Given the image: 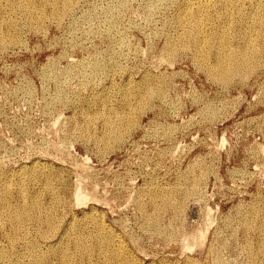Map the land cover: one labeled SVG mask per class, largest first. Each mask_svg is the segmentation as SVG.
<instances>
[{"label":"rangeland","instance_id":"1","mask_svg":"<svg viewBox=\"0 0 264 264\" xmlns=\"http://www.w3.org/2000/svg\"><path fill=\"white\" fill-rule=\"evenodd\" d=\"M7 1L0 0V256L7 258L0 264H264V0ZM76 184L95 200L76 205ZM197 232L206 233L204 244ZM110 233L122 242L121 258Z\"/></svg>","mask_w":264,"mask_h":264},{"label":"bare ground","instance_id":"2","mask_svg":"<svg viewBox=\"0 0 264 264\" xmlns=\"http://www.w3.org/2000/svg\"><path fill=\"white\" fill-rule=\"evenodd\" d=\"M5 1H7V0H5ZM16 1H17V0H16ZM24 1H25V0H24ZM29 1H30V0H29ZM43 1H44V0H43ZM53 1H54V0H53ZM55 1H56V0H55ZM70 1H71V0H70ZM181 1H182V0H181ZM199 1H201V0H199ZM252 1H254V0H252ZM257 1H258V0H257ZM7 2H8V1H7ZM63 2H64V1H62V3H63ZM65 2H67V1L65 0ZM65 2H64V4H65ZM68 2H69V1H68ZM73 2H74V1H73ZM78 2H79V1H78ZM187 2H188V1H187ZM190 2H191V1H190ZM190 2H189V3H190ZM226 2H227V1H226ZM260 2H262V1H260ZM260 2H259V3H260ZM11 3H13V1H12ZM27 3H28V2H27ZM40 3H41V2H40ZM45 3H47V2L45 1ZM189 3H188V4H189ZM192 3H193V2H192ZM207 3H208L207 0H203V1H202V5H201V7H202V6H205V7H206ZM218 3H219V2H218ZM224 3H225V2H224ZM231 3H232V2H231ZM1 4H2V3H1ZM8 4H10V3H8ZM14 4H15V3H14ZM18 4H19V3H18ZM25 4H26V3H25ZM28 4H29V3H28ZM28 4H27V5H28ZM49 4H50V3H49ZM53 4H54V3H53ZM67 4H68V3H67ZM71 4H72V3H71ZM77 4H78V3H77ZM178 4H180V3H178ZM182 4H183V3H182ZM198 4H199V3H198ZM211 4L213 5V3H211ZM249 4H250V2H249ZM254 4H255V3H254ZM263 4H264V3H263ZM3 5H4V4H3ZM19 5H21V4H19ZM69 5H70V2H69ZM199 5H200V4H199ZM212 5H211V6H212ZM225 5H226V4H225ZM243 5H244V3H243ZM251 5H252V4H251ZM256 5H257V4H256ZM4 6H5V5H4ZM23 6H24V5H23ZM67 6H68V5H67ZM67 6H66V4H65V8H66ZM213 6H214V5H213ZM213 6H212V7H213ZM221 6H222V5H221ZM252 6H253V5H252ZM10 7H11V5H10ZM15 7H16V6H15ZM31 7H33V6L31 5ZM34 7H35V6H34ZM43 7H44V4H43ZM51 7H52V6H51ZM54 7H55V6H54ZM54 7H53V8H54ZM123 7H124V6H123ZM192 7H193V6H192ZM196 7H197V6H196ZM199 7H200V6H199ZM205 7H204V8H205ZM216 7H217V6H216ZM219 7H220V6H219ZM257 7H259V6H257ZM3 8H4V7H3ZM7 8H8V7H7ZM24 8H25V7H24ZM65 8H64V9H65ZM180 8H181V7H180ZM214 8H215V7H214ZM214 8H213V9H214ZM243 8H244V6H243ZM254 8H255V7H254ZM11 9H12V8H11ZM11 9H10V10H11ZM35 9H36V8H35ZM35 9H34V10H35ZM44 9H45V8H44ZM49 9H50V8H49ZM51 9H52V8H51ZM55 9H57V8H55ZM55 9H54V10H55ZM61 9H62V8H61ZM67 9H69V7H68ZM70 9H71V8H70ZM232 9H234V8H232ZM255 9H256V8H255ZM4 10H5V9H4ZM4 10H3V11H4ZM8 10H9V9H8ZM12 10H14V9H12ZM12 10H11V11H12ZM25 10H26V9H25ZM36 10H37V9H36ZM36 10H35V11H36ZM190 10H191V9H190ZM195 10H196V8H195ZM195 10H194V11H195ZM198 10H200V9H198ZM219 10H220V9H219ZM219 10H217V11H219ZM225 10H226V9H225ZM229 10H230V9H229ZM240 10H242V9H240ZM256 10H257V9H256ZM3 11H2V12H3ZM5 11H6V10H5ZM5 11H4V13H5ZM11 11H10V12H11ZM35 11H34V13H35ZM40 11H41V10H40ZM45 11H46V10H45ZM59 11H60V10H59ZM59 11L57 10V12H59ZM64 11H65V10H64ZM67 11H69V10H67ZM181 11H183V9H182ZM181 11H180V12H181ZM194 11H193V12H194ZM207 11H208V10H207ZM236 11H237V10H236ZM258 11H259V9H258ZM10 12H9V13H10ZM13 12H14V11H13ZM18 12H19V11H18ZM22 12H23V11H22ZM22 12H21V13H22ZM30 12H31V11H30ZM50 12H51V11H50ZM60 12H61V11H60ZM188 12H189V10H188ZM188 12H187V13H188ZM191 12H192V11H191ZM197 12H198V11H197ZM228 12H230V11H228ZM4 13H2V14H4ZM21 13H19V14H21ZM24 13H25V12H24ZM32 13H33V12H32ZM36 13H37V12H36ZM41 13H42V12H41ZM43 13H44V11H43ZM199 13H200V12H199ZM199 13H198V14H199ZM205 13H206V12H205ZM212 13H213V11H212ZM215 13H218V12H215ZM243 13H244V12H243ZM263 13H264V12H263ZM263 13H262V14H263ZM27 14H28V12H27ZM39 14H40V13H39ZM56 14H59V13H56ZM56 14H54V15H56ZM183 14H184V13H183ZM191 14H192V13H191ZM191 14H189V15H191ZM208 14H209V12H208ZM208 14H207V15H208ZM218 14H220V12H219ZM218 14H217V15H218ZM236 14H237V13H236ZM240 14H241V13H240ZM245 14H247V13H245ZM4 15H5V14H4ZM4 15H3V16H4ZM9 15H10V14H9ZM9 15L7 14V16H9ZM31 15H33V14H31ZM41 15H42V14H41ZM43 15H44V14H43ZM54 15H53V17H55ZM61 15H62V13H61ZM65 15H66V14H65ZM186 15H187V14H186ZM199 15H200V14H199ZM207 15H206V16H207ZM217 15H215V19H216V16H217ZM221 15H222V13H221ZM241 15H242V14H241ZM260 15H261V14H260ZM7 16H6V17H7ZM34 16H35V15H34ZM34 16H33V17H34ZM51 16H52V15H51ZM51 16H50V17H51ZM195 16H196V15H195ZM197 16H198V15H197ZM206 16H205V17H206ZM224 16H225V14H224ZM231 16H232V15H231ZM237 16H238V14H237ZM247 16H248V14H247ZM252 16H253V15H252ZM18 17H19V16H18ZM33 17H31V18H33ZM37 17H38V16H37ZM48 17H49V16H48ZM63 17H65V16H63ZM178 17H179V16H178ZM178 17H177V18H178ZM183 17H184V16H183ZM208 17H210V16H208ZM222 17H223V16H222ZM244 17H245V15H244ZM262 17H263V16H262ZM262 17H261V18H262ZM29 18H30V17H29ZM38 18H39V17H38ZM46 18H47V16H46ZM61 18H62V17H61ZM180 18H181V17H180ZM185 18H186V16H185ZM189 18H190V17H189ZM189 18H188V19H189ZM201 18H202V17H201ZM211 18H212V17H211ZM239 18H240V17H239ZM245 18H246V17H245ZM1 19H2V17H1ZM8 19H10V18H8ZM17 19H18V18H17ZM39 19H41V18H39ZM44 19H45V18H44ZM59 19H60V18H59ZM183 19H184V18H183ZM183 19H182V20H183ZM186 19H187V18H186ZM203 19H204V18H203ZM237 19H238V18H237ZM252 19H253V18H252ZM25 20H26V19H25ZM33 20H34V18H33ZM41 20H42V19H41ZM41 20H40V21H41ZM45 20H46V19H45ZM54 20H55V19H54ZM60 20H61V19H60ZM180 20H181V19H180ZM182 20H181V21H182ZM199 20H200V21H199ZM199 20H198V21L201 23V19H199ZM210 20H211V19H210ZM213 20H214V18H213ZM218 20H219V19H218ZM218 20H217V21H218ZM227 20L229 21V19H227ZM256 20H258V19H256ZM259 20H260V19H259ZM3 21H5V20H3ZM6 21H7V20H6ZM9 21H10V20H9ZM37 21H38V20H37ZM52 21H53V20H52ZM57 21H58V20H57ZM62 21H63V20H62ZM175 21H176V20H175ZM177 21H178V20H177ZM181 21H180V22H181ZM184 21H185V20H184ZM184 21H183V22H184ZM195 21H196V20H195ZM205 21H206V20H205ZM240 21H241V20H240ZM247 21H248V20H247ZM247 21H246V22H247ZM11 22H12V21H11ZM42 22H43V21H42ZM58 22H59V21H58ZM180 22H179V24H180ZM187 22H188V20H187ZM189 22H190V21H189ZM193 22H194V21H193ZM209 22H210V21H209ZM209 22H208V23H209ZM258 22H259V21H258ZM261 22H262V20H261ZM5 23H6V22H5ZM7 23H8V22H7ZM12 23H13V22H12ZM44 23H45V22H44ZM112 23H113V22H112ZM190 23H191V22H190ZM194 23H195V22H194ZM196 23H197V21H196ZM196 23H195V24H196ZM221 23H222V22H221ZM224 23H225V22H224ZM231 23H233V22H231ZM239 23H240V22H239ZM247 23H248V22H247ZM256 23H257V22H256ZM0 24H3V22L0 23ZM8 24H9V23H8ZM29 24H30V23H29ZM109 24H110V23H109ZM109 24H108V25H109ZM179 24H178V25H179ZM211 24H212V23H211ZM235 24H236V22H235ZM250 24H251V23H250ZM111 25H112V24H111ZM111 25H110V26H111ZM114 25H115V23H114ZM184 25H185V24H184ZM197 25H198V24H196V26H195L196 28L199 27V26H197ZM201 25H202V24H201ZM218 25H219V24H218ZM227 25H228V23H227ZM0 26H1V25H0ZM10 26H11V25H10ZM20 26H21V25H20ZM23 26H24V25H23ZM23 26H22V27H23ZM32 26H33V25H32ZM39 26H40V24H39ZM115 26H116V25H115ZM214 26H215V25H214ZM238 26H239V25H238ZM242 26H243V25H242ZM242 26H240V27H242ZM253 26H254V25H253ZM13 27H14V26H13ZM30 27H31V26H30ZM34 27H35V26H34ZM202 27H203V26H202ZM221 27H222V26H221ZM15 28H16V27H15ZM37 28H38V26H37ZM42 28H43V26H42ZM188 28H189V27H188ZM214 28H215V27H214ZM224 28H226V26H225ZM224 28H223V29H224ZM0 29H1V28H0ZM26 29H27V28H26ZM180 29L182 30V28H180ZM202 29H203V28H202ZM223 29H222V30H223ZM261 29H262V28H261ZM263 29H264V28H263ZM263 29H262V30H263ZM9 30H11V29H9ZM15 30H16V29H15ZM35 30H36V29H35ZM37 30H38V29H37ZM102 30H103V29H102ZM105 30H106V28H105ZM109 30L111 31V29H109ZM109 30H108V32H109ZM220 30H221V29H220ZM256 30H257V29H256ZM0 31H1V30H0ZM24 31H25V30H24ZM103 31H104V30H103ZM118 31H119V30H118ZM185 31H186V30H185ZM193 31H194V30H193ZM196 31H197V30H196ZM198 31H199V30H198ZM203 31H204V30H203ZM203 31H202V32H203ZM205 31H206V29H205ZM205 31H204V33H206ZM231 31H232V30H231ZM250 31H251V30H250ZM252 31H253V30H252ZM258 31H259V29H258ZM108 32H107V33H108ZM111 32H112V31H111ZM120 32H121V31H120ZM183 32H184V31H183ZM191 32H192V31H191ZM212 32H214V31L212 30ZM225 32H226V31H225ZM253 32H254V31H253ZM6 33H7V32H6ZM8 33H9V31H8ZM118 33H119V32H118ZM118 33H117V34H118ZM181 33H182V32H181ZM186 33L188 34L187 31H186ZM198 33H199V35H200V31H199ZM227 33H228V32H227ZM235 33H236V32H235ZM237 33H238V32H237ZM242 33H243V32H242ZM258 33H259V32H258ZM100 34H101V33H100ZM102 34H103V32H102ZM102 34H101V35H102ZM187 34H186V35H187ZM194 34H195V33H194ZM221 34H222V33H221ZM225 34H226V33H225ZM247 34H248V33H247ZM253 34H254V33H253ZM13 35H14V34H13ZM109 35H110V34H109ZM195 35H197V34H195ZM208 35H209V34H208ZM208 35H207V37L210 36V35H209V36H208ZM215 35H216V34H215ZM223 35H224V34H223ZM248 35H250V34H248ZM255 35H256V34H255ZM2 36H3V35H2ZM15 36H16V35H15ZM115 36H116V35H115ZM188 36H189V35H188ZM192 36H193V35H192ZM192 36H191V37H192ZM202 36H203V35H202ZM219 36H220V35H219ZM228 36H230V35H228ZM260 36H261V35H260ZM263 36H264V35H263ZM4 37H5V36H4ZM16 37H17V36H16ZM18 37H19V35H18ZM111 37H112V36H111ZM191 37H190V38H191ZM195 37H196V36H195ZM226 37H227V36H226ZM237 37H238V36H237ZM247 37H248V36H247ZM257 37H258V36H257ZM188 38H189V37H188ZM201 38H202V37H201ZM216 38H217V37H216ZM216 38H214V39H216ZM220 38H221V37H220ZM223 38H224V37H223ZM223 38H222V39H223ZM228 38H229V37H228ZM241 38H242V37H241ZM243 38H244V37H243ZM259 38H261V37H259ZM1 39H2V38H1ZM3 39H6V38H3ZM13 39H14V38H13ZM169 39H170V38H169ZM169 39H168V40H169ZM171 39H172V38H171ZM175 39H176V38H175ZM182 39H183V38H182ZM218 39H219V38H218ZM239 39H240V38H239ZM255 39H256V37L254 38V40H253V39H252V40L255 41ZM257 39H258V38H257ZM257 39H256V40H257ZM10 40H12V39L10 38ZM10 40H9V41H10ZM19 40H20V39H19ZM188 40H189V39H188ZM191 40H192V39H191ZM193 40H194V39H193ZM197 40H198V39H197ZM200 40H201V39H200ZM209 40H210V39H209ZM225 40H227V39H225ZM236 40H237V39H236ZM9 41H8V42H9ZM111 41H112V40H111ZM170 41H171V40H170ZM204 41L206 42L207 39H206V40L204 39ZM210 41H211V40H210ZM210 41H209V42H210ZM259 41H260V40H259ZM262 41H263V39H262ZM2 42L4 43V40H3ZM17 42H18V41H17ZM17 42H16V43H17ZM19 42H20V41H19ZM166 42H167V41H166ZM168 42H169V41H168ZM181 42H182V41H181ZM209 42H208V43H209ZM214 42H215V41H214ZM235 42H236V41H235ZM239 42H240V41H239ZM247 42H248V41H247ZM257 42H258V41H257ZM10 43H11V42H10ZM13 43H14V42H13ZM179 43H180V42H179ZM185 43H186V42H185ZM187 43H188V42H187ZM195 43H196V41H195ZM202 43H204V42L202 41ZM218 43H219V42H218ZM230 43H232V42H230ZM230 43H228V44H230ZM233 43H234V42H233ZM243 43H244V42H243ZM253 43H254V42H253ZM253 43H252V44H253ZM258 43H260V42H258ZM182 44H183V42H182ZM200 44H201V43H200ZM204 44H205V43H204ZM209 44H210V43H209ZM216 44H217V43H216ZM223 44H224V43H223ZM249 44H250V43H249ZM261 44H262V43H261ZM1 45H2V44H1ZM12 45H13V44H12ZM21 45H22V44H21ZM175 45H178V44H175ZM184 45H185V44H184ZM188 45H189V44H188ZM226 45H227V44H226ZM226 45H225V46H226ZM234 45H235V44H234ZM236 45H237V43H236ZM6 46H7V45H5L4 47H6ZM14 46H15V45H14ZM173 46H174V44H173ZM193 46H194V45H193ZM196 46H197V44H196L194 47H196ZM202 46H203V45H202ZM209 46H210V45H209ZM218 46H219V45H218ZM221 46H222V45H221ZM230 46H231V45H230ZM230 46H229V47H230ZM249 46H251V45H249ZM252 46H253V45H252ZM81 47H82V46H81ZM170 47H171V45H170ZM175 47H176V46H175ZM178 47H179V46H178ZM180 47H181V46H180ZM184 47H185V46H184ZM212 47H213V46H212ZM216 47H217V46H216ZM227 47H228V45H227ZM239 47H240V46H239ZM247 47H248V45H247ZM247 47H246V49H249V48H247ZM162 48H163V47H162ZM191 48H192V47H191ZM202 48H203V47H202ZM202 48L200 47V49H202ZM208 48H210V47H208ZM243 48H244V47H243ZM256 48H257V47H256ZM260 48H261V47H260ZM164 49H165V47H164ZM180 49H181V48H180ZM185 49H186V48H185ZM197 49H198V48H197ZM217 49H218V48H217ZM219 49H220V48H219ZM227 49H228V48H227ZM244 49H245V48H244ZM246 49H245V50H246ZM263 49H264V47H263ZM78 50H79V49H78ZM171 50H172V48H171ZM182 50H183V49H182ZM202 50H203V49H202ZM207 50H208V49H207ZM210 50H211V49H210ZM222 50H224V49H222ZM251 50H252V49H251ZM254 50H256V49H254ZM257 50H259V49H257ZM257 50H256V52H257ZM189 51H190V50H189ZM194 51H195V50H194ZM198 51H199V50H198ZM225 51H226V50H225ZM229 51H230V50H229ZM232 51H233V49H232ZM96 52H97V51H96ZM96 52H95V53H96ZM103 52H104V51H103ZM173 52H175L174 49H173ZM183 52H184V51H183ZM191 52H192V51H191ZM195 52H196V51H195ZM201 52H202V51H201ZM205 52H206V51H205ZM219 52H220V50H219ZM235 52H236V50H235ZM237 52H238V51H237ZM162 53H163V52H162ZM164 53H165V51H164ZM203 53H204V52H203ZM203 53H200V54H203ZM231 53H232V52H231ZM243 53H244V52H243ZM249 53H251V52H249ZM171 54H172V52H171ZM196 54H198V52H196ZM206 54H207V53H206ZM209 54H210V53H209ZM218 54H219V53H218ZM223 54H224V53H222V56H223ZM238 54H241V53H238ZM247 54H248V53H246V55H247ZM254 54H255V53H254ZM256 54H258V52H257ZM263 54H264V53H263ZM165 55H166V54H165ZM167 55H168V54H167ZM173 55H174V54H173ZM173 55H171V56H173ZM203 55H204V54H203ZM207 55H208V54H207ZM207 55H206V56H207ZM94 56H95V55H94ZM96 56H97V54H96ZM113 56H114V55H113ZM113 56H112V57H113ZM192 56H193V55H192ZM227 56H228V55H227ZM243 56H244V55H243ZM253 56H254V55H253ZM259 56H260V55H259ZM114 57H115V56H114ZM197 57H198V56H196V58H197ZM199 57H203V56L199 55ZM216 57H217V56H216ZM219 57H221V56H219ZM219 57H218V58H219ZM224 57H225V55H224ZM236 57H237V56H236ZM239 57H240V56H239ZM241 57H242V56H241ZM241 57H240V58H241ZM261 57H262V55H261ZM175 58H176V57H175ZM192 58H194V57H192ZM203 58H204V57H203ZM218 58H217V59H218ZM232 58H233V57H232ZM232 58H231V59H232ZM252 58H253V57H252ZM256 58H257V56H256ZM256 58H255V59H256ZM100 59H102V58H100ZM113 59H114V58H113ZM168 59H169V57H168ZM171 59H173V58H171ZM209 59H210V57H209ZM220 59H221V58H220ZM220 59H219V60H216V61L219 62ZM225 59H226V58H225ZM246 59H247V57H246ZM165 60H166V59H165ZM194 60L196 61V59H194ZM197 60H198V58H197ZM205 60H206V58H205ZM244 60H245V59H244ZM195 61H194V62H195ZM202 61H203V59H202ZM223 61H225V60L223 59L222 62H223ZM230 61H232V60H230ZM237 61H238V60H237ZM247 61H249V60H247ZM253 61H254V60H253ZM257 61H258V59H257ZM263 61H264V60H263ZM95 62H96V59H95ZM100 62H101V61H100ZM103 62H104V61H103ZM168 62H169V60H168ZM172 62H173V61H172ZM205 62H206V61H205ZM205 62H204V63H205ZM207 62H208V60H207ZM220 62H221V61H220ZM239 62H240V61H239ZM254 62H256V61H254ZM261 62H262V61H261ZM261 62H260V63H261ZM201 63L203 64V62H201ZM211 63H212V62H211ZM228 63H231V62H228ZM242 63H243V62H242ZM248 63H249V62H248ZM263 63H264V62H263ZM45 64H46V63H45ZM45 64H44V65H45ZM97 64H98V63H97ZM198 64H199V63H198ZM206 64H207V63H206ZM217 64H220V63H217ZM239 64H240V63H239ZM257 64H258V62L256 63V65H257ZM44 65H43V66H44ZM92 65H93V63H92ZM98 65H99V64H98ZM207 65H209V63H208ZM212 65L214 66V64H211V66H212ZM226 65H227V64H226ZM243 65H244V63H243ZM245 65H246V64H245ZM247 65H250V64H247ZM102 66H103V65H102ZM200 66H201V65H200ZM205 66H206V65H205ZM213 66H212V67H213ZM218 66H219V65H218ZM229 66H230V65H229ZM233 66H234V65H233ZM253 66H254V65H253ZM262 66H263V65H262ZM212 67H210V68H212ZM215 67H216V66H215ZM248 67H249V66H248ZM250 67H251V66H250ZM260 67H261V66H260ZM91 68H92V67H91ZM201 68H202V67H201ZM201 68H200V69H201ZM216 68H217V69H220V67H219V68L216 67ZM251 68H253V67H251ZM257 68H258V67H257ZM92 69H94V68H92ZM198 69H199V68H198ZM212 69H213V68H212ZM217 69H215V70H217ZM228 69H229V68H228ZM98 70H99V69H98ZM202 70H203V69H202ZM206 70H207V69H206ZM208 70H209V68H208ZM208 70H207V71H208ZM220 70H223V69H220ZM224 70H225V69H224ZM224 70H223V71H224ZM230 70H231V69H230ZM241 70H242V69H241ZM245 70H246V68L244 69V71H245ZM253 70H255V69H253ZM94 71H95V70H94ZM210 71H211V70H210ZM210 71H209V72H210ZM217 71H218V70H217ZM227 71H228V70H227ZM236 71H237V69H236ZM239 71H240V70H239ZM247 71H249V70H247ZM88 72H89V71H88ZM205 72H206V71H205ZM211 72H212V71H211ZM225 72H226V71H224L223 73H225ZM242 72H243V71H242ZM91 73H92V72H91ZM91 73H90V74H91ZM212 73H214V72H212ZM215 73L217 74L218 72L215 71ZM221 73H222V72H221ZM227 73H228V72H227ZM231 73H232V72H231ZM235 73H237V72H235ZM244 73L246 74V72H244ZM247 73H248V72H247ZM263 73H264V72H263ZM101 74H102V73H101ZM219 74H220V71H219ZM225 74H226V73H225ZM225 74H224V75H225ZM95 75H96V74H95ZM207 75H208V73H207ZM209 75H210V74H209ZM222 75H223V74H222ZM222 75H221V76H222ZM224 75H223V76H224ZM226 75L228 76V74H226ZM239 75H240V74H239ZM148 76H149V75H148ZM212 76H214V75H212ZM221 76H220V78H223V77H221ZM227 76H226V80H227ZM236 76H237V75H235V78H236ZM241 76H242V75H241ZM90 77H92V76H90ZM210 77H211V76H210ZM224 77H225V76H224ZM238 77H239V76H238ZM242 77H243V76H242ZM48 78H49V77H48ZM142 78H143V77H142ZM211 78H213V77H211ZM216 78H218V76H217ZM231 78H232V76L230 77V80H229V81H231ZM233 78H234V77H233ZM242 79H243V78H241V80H242ZM212 80H214V79H212ZM226 80H225V81H226ZM229 81L227 80V83H228ZM128 82H129V81H128ZM163 82H164V80H163ZM217 82H218V80H217ZM220 82H221V81H220ZM165 83H167V82H165ZM165 83H164V84H165ZM222 83H224V82H222ZM130 84H131V83H130ZM139 84H140V83H139ZM220 84H221V83H220ZM141 85H143V84H141ZM165 85H166V84H165ZM226 85H227V84H226ZM126 86H127V85H126ZM129 86H130V85H129ZM147 86H148V85H147ZM114 87H115V86H114ZM116 88H117V86H116ZM131 88H132V87H131ZM140 88H141V86H140ZM140 88H139V89H140ZM144 88H145V87H144ZM144 88H143V89H144ZM152 88H153V87H152ZM109 89H110V88H109ZM109 89H108V90H109ZM128 89H129V87H128ZM125 90H126V89H125ZM140 90H141V89H140ZM148 90H149V88H148ZM150 90H151V89H150ZM157 90H158V89H157ZM159 90H160V89H159ZM105 91H106V90H105ZM126 91H127V90H126ZM134 91H135V89H134ZM137 91H138V90H137ZM143 91H144V90H143ZM152 91H153V90H152ZM127 92H128V91H127ZM149 92H150V91H149ZM103 93H104V92H103ZM128 93H129V92H128ZM150 93H152V92H150ZM158 93H159V92H158ZM92 94H93V93H92ZM99 94H100V93H99ZM99 94H98V95H99ZM107 94H108V93H107ZM121 94H122V93H121ZM147 94H148V93H147ZM152 94H153V93H152ZM154 94H155V93H154ZM105 95H106V94H105ZM110 95H111V94H110ZM114 95H116V93H115ZM118 95H119V94H118ZM126 95H127V94H126ZM142 95H143V94H142ZM158 95H159V94H158ZM158 95H157V96H158ZM160 95H162V94H160ZM76 96H77V95H76ZM80 96H81V95H80ZM103 96H104V95H103ZM132 96H133V95H132ZM135 96H136V95H135ZM77 97H79V96H77ZM106 97H107V96H106ZM108 97H109V96H108ZM123 97H124V96H123ZM123 97H122V98H123ZM137 97H138V96H137ZM146 97H148V96H146ZM149 97H150V96H149ZM149 97H148V98H149ZM92 98H93V97H92ZM114 98H115V97H114ZM122 98H121V99H122ZM127 98H128V97H127ZM129 98H130V97H129ZM132 98H133V97H132ZM132 98H131V99H132ZM139 98H140V97H139ZM141 98H142V97H141ZM141 98H140V99H141ZM153 98H154V97H153ZM156 98H157V97H156ZM94 99H95V97H94ZM104 99H105V98H104ZM107 99H108V98H107ZM146 99H147V98H146ZM150 99H152V98H150ZM158 99H159V98H158ZM77 100H78V98H77ZM105 100H106V99H105ZM105 100H103V101H105ZM108 100H109V99H108ZM108 100H107V101H108ZM111 100H112V99H111ZM132 100H133V99H132ZM143 100H144V98H143ZM107 101H105V102H107ZM116 101H117V100H116ZM125 101H126V100H125ZM141 101H142V100H141ZM109 102H110V101H109ZM119 102H120V101H119ZM133 102H134V100H133ZM76 103H77V102H76ZM92 103H93V102H92ZM98 103H99V102H98ZM98 103H97V105H98ZM123 103H124V102H123ZM127 103H128V102H127ZM127 103H126V104H127ZM138 103H139V102H138ZM81 104H82V101H81ZM81 104H80V105H81ZM95 104H96V103H95ZM115 104H116V103H115ZM129 104H131V102H130ZM145 104H146V103H145ZM148 104H149V103H148ZM75 105H76V104H75ZM80 105H79V106H80ZM83 105H84V104H83ZM131 105H132V104H131ZM101 106H103V105H101ZM120 106H121V105H120ZM128 106H129V105H128ZM133 106H134V105H133ZM81 107H82V106H81ZM86 107H87V106H86ZM89 107H90V105H89ZM103 107H104V106H103ZM116 107H117V106H116ZM146 107H150V105H148V106H146ZM152 107H153V106H152ZM93 108H94V106H93ZM126 108H127V107H126ZM136 108H137V106H136ZM102 109H103V108H102ZM123 109H124V108H123ZM131 109H132V108H130V110H131ZM103 110H104V109H103ZM116 110H117V109H116ZM128 110H129V109H128ZM136 110H137V109H136ZM138 110H139V109H138ZM145 110H146V109H145ZM145 110H144V111H145ZM87 111H88V110H87ZM106 111H107V110H106ZM119 111H120V110H119ZM142 111H143V109H142ZM146 111H147V110H146ZM81 112H83L82 109H81ZM94 112H95V110H94ZM96 112H97V111H96ZM99 112H100V111H99ZM113 112H114V110H113ZM117 112H118V111H117ZM117 112H116V113H117ZM139 112H140V111H139ZM130 113H131V112H130ZM133 113H134V112H133ZM90 114H91V113H90ZM93 114H94V113H93ZM95 114H96V113H95ZM101 114H102V113H101ZM107 114H109V113H107ZM120 114H121V112H120ZM138 114H139V113H138ZM76 115H78V114H76ZM85 115H86V114H85ZM88 115H89V114H88ZM96 115H98V113H97ZM129 115H130V114H129ZM131 115H132V114H131ZM81 116H83V114H82ZM93 116H94V115H93ZM98 116H100V115H98ZM103 116H105V115H103ZM108 116H109V115H108ZM137 116H138V115H137ZM119 117H121V116H119ZM100 118H101V117H100ZM127 118H128V117H127ZM131 118H132V117H131ZM131 118H130V119H131ZM70 119H71V118H70ZM83 119L85 120V118H83ZM87 119H88V118H87ZM89 119H90V117H89ZM93 119H94V118H93ZM109 119H110V118H109ZM118 119H119V118H118ZM120 119H121V118H120ZM71 120H72V119H71ZM91 120H92V119H91ZM97 120H98V119H97ZM110 120H111V119H110ZM124 120H125V119H124ZM124 120H121V121H124ZM133 120H134V118H133ZM137 120H138V119H137ZM98 121H99V120H98ZM104 121H105V120H104ZM112 121H113V120H112ZM84 122H85V121H84ZM86 122H87V121H86ZM94 122H95V121H94ZM110 122H111V121H110ZM114 122H115V121H114ZM116 122H117V121H116ZM131 122H132V120H131ZM135 122H136V119H135ZM137 122H138V121H137ZM112 123H113V122H112ZM123 123H124V122H123ZM133 123H134V122H133ZM82 124H83V123H82ZM106 124H107V122H106ZM110 124H111V123H110ZM125 124H126V123H125ZM131 124H132V123H131ZM78 125H79V124H78ZM84 125H85V124H84ZM87 125H88V124H87ZM108 125H109V124H108ZM117 125H118V124H117ZM120 125H122V124L120 123ZM120 125H119V126H120ZM126 125H127V124H126ZM133 125H135V124H133ZM137 125H138V124H137ZM74 126H75V125H74ZM92 126H94V125H92ZM114 126H115V125H114ZM114 126H113V127H114ZM127 126H128V125H127ZM135 126H136V125H135ZM79 127H80V126H79ZM96 127H97V126H96ZM101 127H103V126H101ZM104 127H105V126H104ZM107 127H108V126H107ZM111 127H112V126H111ZM80 128H81V127H80ZM82 128H83V127H82ZM94 128H95V127H94ZM115 128L118 129L117 126H116ZM115 128H114V129H115ZM134 128H135V127H134ZM95 129H96V128H95ZM74 130H75V129H74ZM74 130H73V131H74ZM102 130H104V129H102ZM128 130H129V129H128ZM78 131H79V130H78ZM81 131H82V130H81ZM81 131H80V132H81ZM88 131H90V130H88ZM93 131H94V130H93ZM122 131H123V130H122ZM76 132H77V131H76ZM85 132H86V131H85ZM104 132H105V131H104ZM74 133H75V131H74ZM82 133H83V131H82ZM82 133H81V134H82ZM89 133H90V132H89ZM89 133H88V134H89ZM93 133H94V132H93ZM93 133H92V134H93ZM90 134H91V133H90ZM74 135H75V134H74ZM79 135H80V134H79ZM84 135H86V134H84ZM76 136H77V135H76ZM81 136H83V135H81ZM94 136H95V135H94ZM105 136H106V135H105ZM105 136H104L103 138H105ZM79 137H80V136H79ZM84 137H85V136H84ZM66 138H67V137H66ZM106 138H108V137H106ZM114 138H115V136H114ZM114 138H112V139H114ZM94 140H95V139H94ZM103 140H104V139H103ZM83 141H84V140H83ZM101 141H102V140H101ZM101 141H100V142H101ZM106 141H107V140H106ZM87 142H88V141H87ZM94 143H95V142H94ZM96 143H97V142H96ZM98 143H99V142H98ZM102 143H103V142H102ZM222 143H224V139L222 140ZM106 144H107V143H106ZM106 144H105V145H106ZM97 145H98V144H97ZM103 145H104V144H103ZM98 147H99V146H98ZM103 147H104V146H103ZM106 148H107V145H106ZM103 149H104V148H103ZM103 149H102V150H103ZM107 149H108V148H107ZM105 150H106V149H105ZM103 151H104V150H103ZM34 167H35V165H34ZM34 167H33V168H34ZM42 167H45V166H42ZM48 167H49V165H48ZM30 168H31V167H30ZM39 168H40V167H39ZM51 168H52V167H51ZM34 169H35V168H34ZM43 169H44V168H43ZM19 170H20V169H19ZM29 170H30V169H29ZM20 171H21V170H20ZM48 171H49V170H48ZM54 171H55V170H54ZM23 172H24V171H23ZM20 173H21V172H20ZM42 173H43V171H42ZM50 173H52V172H50ZM26 174H27V173H26ZM32 174H33V173H32ZM35 174H36V173H35ZM18 175H19V174H18ZM21 175H22V174H21ZM24 175H25V174H24ZM27 175H28V174H27ZM29 175H30V173H29ZM33 175H34V174H33ZM42 176H43V174H42ZM62 176H63V175H62ZM22 177H23V176H22ZM29 177H30V176H29ZM33 177H34V176H33ZM60 177H61V176H60ZM57 178H58V177H57ZM50 179H51V178H50ZM200 179H201V177H200ZM200 179H199V181H200ZM48 180H49V179H48ZM48 180H47V181H48ZM58 180H59V179H58ZM196 180H197V179H196ZM196 180H194V181H196ZM65 182H66V181H65ZM67 182H68V181H67ZM197 182H198V181H197ZM192 183H193V185H194V184H197V183H194L193 180H192ZM74 184H75V183H74ZM79 184H80V183H79ZM79 184H78V185L76 184L77 186L75 185L76 187H75V189H74L75 191H74V195H73V196H74V199H75V201H76V202H75L76 205H79V204H82V205L84 204V205H85L86 202L91 201V200H95V199L93 198V196H91V195L88 194V193H85V192L82 190V188L80 187ZM85 184H86V183H85ZM198 184H199V183H198ZM48 186H50V185H48ZM197 186H198V185H197ZM199 186H200V185H199ZM191 187H192V186H190V189H192ZM43 188H44V187H43ZM46 188H48V187H46ZM49 188H50V187H49ZM193 188L196 189L197 187L195 188V187L193 186ZM198 188H199V187H198ZM55 189H56V188H55ZM186 189H187V188H186ZM44 190H45V189H44ZM47 190H48V189H47ZM41 191H42V190H41ZM53 191H54V190H53ZM171 191H172V190H171ZM190 191H191V190H190ZM190 191H188V192H190ZM26 192H27V191H26ZM26 192H24V194H26ZM42 192H43V191H42ZM44 192H45V191H44ZM44 192H43V193H44ZM168 192H169V191H168ZM186 192H187V190H186ZM183 193H184V192H183ZM44 194H45V193H44ZM154 194H156V193H154ZM159 194H160V193H159ZM170 194H171V193H170ZM187 194H188V193H187ZM22 195H23V194H22ZM56 195H57V194H56ZM141 195H142V194H141ZM143 195H145V194H143ZM157 195H158V194H157ZM168 195H169V194H168ZM172 195H175V194H171V196H169V197H172ZM25 196H26V195H25ZM138 196L140 197V195H138ZM138 196H137V198H139ZM153 196H154V195H153ZM161 196H162V195H161ZM164 196H165V195H164ZM186 196H187V195H186ZM21 197H22V196H21ZM23 197H24V196H23ZM52 197L55 198L54 195H52ZM56 197H57V196H56ZM62 197H63V196H62ZM151 197H152V194H151ZM155 197H156V196H155ZM157 197H158V196H157ZM157 197L155 198L156 200H157V199H160V198H157ZM166 197H167V196H166ZM169 197L167 198L168 200H170ZM173 197H174V196H173ZM24 198H25V197H24ZM148 198H149V195H148ZM152 198H153V197H152ZM185 198H186V197H185ZM185 198H184V199H185ZM7 199H8V198H7ZM22 199H23V198H22ZM25 199H26V198H25ZM30 199H31V198H30ZM33 199H34V198H32V200H33ZM35 199H36V198H35ZM133 199H135V198H133ZM133 199H132V200H133ZM140 199H142V197H140ZM145 199H146V198H145ZM155 199H154V201H156ZM161 199H162V198H161ZM163 199H164V198H163ZM167 199H166V200H167ZM5 200H6V199H5ZM38 200H40V199H37V201H38ZM41 200H42V199H41ZM57 200H58V199H57ZM136 200H137V199H136ZM148 200H151V199H148ZM148 200H147L146 202H148ZM164 200H165V199H164ZM166 200H165V203H164V201L161 200V201H162V204L164 203L163 205L160 204V205L162 206V208H163V206H164L165 204H167V201H166ZM24 201H25V200H24ZM59 201H60V200H59ZM61 201H62V200H61ZM64 201H65V200H64ZM133 201H134V200H133ZM133 201H132V202H133ZM137 201H138V200H137ZM141 201L143 202L144 200L142 199ZM154 201H153V203H154ZM170 201H172V200H170ZM174 201H175V200H174ZM174 201H173V202H174ZM3 202H4V201H3ZM27 202H28V201H26V203H27ZM38 202H39V201H38ZM173 202H170V203H173ZM41 203H42V201H41ZM65 203H66V202H65ZM65 203H64V204H65ZM97 203H99V202H97ZM103 203H104V202H103ZM139 203H140V202H139ZM143 203H144V202H143ZM143 203H141V204H143ZM155 203H156V202H155ZM170 203H169V205H170ZM3 204H4V203H3ZM5 204H6V202H5ZM24 204H25V203H24ZM37 204L39 205V203H37ZM58 204H59V203H58ZM61 204H62V203H61ZM61 204H60V205H61ZM101 204H102V203H101ZM136 204H138V202H137ZM141 204H140V205H141ZM26 205H27V204H26ZM28 205H30V204H28ZM28 205H27V206H28ZM32 205H33V204H32ZM34 205H35V204H34ZM38 205H37V206H38ZM40 205H43V204H40ZM82 205H81V206H82ZM157 205H158V204H157ZM5 206H6V205H5ZM27 206H25V207H27ZM53 206H54V205H53ZM64 206H65V205H64ZM64 206H63V207H64ZM69 206H70V205H69ZM145 206H146V205H145ZM161 206H160L159 208H161ZM180 206H181V204H180ZM47 207H49V204H48ZM47 207H46V208H47ZM51 207H52V206H51ZM51 207H50V208H51ZM153 207H155L154 204H153ZM165 207H166V205H165ZM165 207H164V208H165ZM177 207H179V205H177ZM16 208H17V207H16ZM27 208H29V206H28ZM30 208H31V207H30ZM32 208H33V206H32ZM35 208H36V207H35ZM38 208H39V207H38ZM70 208H71V207H70ZM79 208H80V207H79ZM91 208H92V207H91ZM142 208H143V207H142ZM142 208H141V209H142ZM157 208H158V207H157ZM159 208H158V209H159ZM39 209H41V208H39ZM44 209H45V208H44ZM92 209H93V208H92ZM141 209H140V210H141ZM143 209H144V208H143ZM152 209H153V208H152ZM154 209H155V208H154ZM174 209H175V208H174ZM176 209H177V208H176ZM176 209H175V210H176ZM21 210H22V209H21ZM23 210H24V209H23ZM29 210H30V209H29ZM37 210H38V209H37ZM53 210H54V209H53ZM60 210H61V209H60ZM155 210H157V209H155ZM164 210H166V209H164ZM164 210H163V212H164ZM15 211H16V210H15ZM46 211H47V210H46ZM48 211H49V210H48ZM158 211H159V210H158ZM158 211H157V213H158V215H160V214H159L160 211H159V212H158ZM10 212H12V211H10ZM17 212H18V211H17ZM17 212H16V213H17ZM19 212H20V211H19ZM44 212H45V211H44ZM62 212H63V211H62ZM94 212H95V211H94ZM138 212H139V211H138ZM141 212H143V210H142ZM141 212H140V214H141ZM144 212H145V211H144ZM8 213H9V212H8ZM26 213H27V211H26ZM28 213H29V212H28ZM46 213H47V212H46ZM82 213H84V212H82ZM151 213H152V212H151ZM153 213H154V212H153ZM160 213H161V212H160ZM173 213H174V212H173ZM9 214H10V213H9ZM21 214H22V213H20V215H21ZM48 214H50V211H49ZM70 214H71V212H70ZM92 214H94V213H92ZM95 214H96V213H95ZM161 214H162V213H161ZM12 215H13V214H12ZM14 215H16V214H14ZM14 215H13V216H14ZM90 215H91V214H90ZM97 215H98V214H97ZM141 215H142V214H141ZM150 215H151V214H150ZM158 215H156L157 217H154V219H155V218H157V219H155V220L152 219V222H153V223H152L151 225L156 224V223H157L156 221H159V220H158V219H159V218H158ZM163 215H164V214H163ZM10 216H11V215H10ZM57 216H58V215H57ZM95 216H96V215H95ZM151 216H152V215H151ZM153 216H155V215H153ZM207 216L209 217L208 214H207ZM17 217H18V216H17ZM20 217H21V216H20ZM20 217H19V218H20ZM62 217L64 218V216H62ZM71 217H73V216H71ZM87 217H88V216H87ZM92 217H93V216H92ZM96 217H97V216H96ZM141 217H143V216H141ZM149 217H150V216H149ZM149 217H146V218H148V220H149ZM65 218H66V217H65ZM74 218H75V217H74ZM74 218H72V219H74ZM94 218H95V217H94ZM151 218H152V217H151ZM151 218H150V219H151ZM11 219H12V218H11ZM20 219H21V218H20ZM24 219H25V218H24ZM47 219H48V218H47ZM47 219H46V221H47ZM89 219H90V218H89ZM92 219H93V218H92ZM92 219H91V220H92ZM99 219H100V218H99ZM99 219H98V220H99ZM143 219H144V218H143ZM143 219H142V220H143ZM9 220H10V219H9ZM14 220H15V219H14ZM17 220H19V219H17ZM65 220H66V219H65ZM82 220H83V219H82ZM82 220H81V221H82ZM87 220H88V219H87ZM93 220H94V219H93ZM98 220H97V221H98ZM144 220H145V219H144ZM148 220H146L147 222H146V221H144V222H146V223L151 222V221L148 222ZM171 220H172V218H171ZM46 221H45V222H46ZM74 221H75V220H74ZM77 221H78V220H77ZM77 221H75V223H76ZM84 221H85V220H84ZM95 221H96V220H95ZM160 221H161V220H160ZM162 221H163V220H162ZM17 222H18V221H17ZM47 222H48V221H47ZM62 222H63V220H62ZM102 222H103V220H102ZM144 222H143V223H144ZM250 222H253V221H250ZM49 223H50V222H48V224H49ZM73 223H74V222H73ZM77 223H78V222H77ZM146 223H144V224L146 225ZM209 223H210V221H209ZM246 223H248V222H246ZM246 223H244V224H246ZM253 223H254V222H253ZM253 223H252V224H253ZM40 224H41V223H40ZM52 224H53V223H52ZM92 224H94V223H92ZM170 224H171V223H170ZM244 224H243V225H244ZM252 224H251V226H252ZM10 225H11V224H10ZM50 225H51V224H50ZM53 225H54V224H53ZM98 225H99V224H98ZM149 225H150V224H149ZM162 225H163V224H162ZM247 225H248V224H247ZM247 225H246V226H247ZM249 225H250V224H249ZM253 225H254V224H253ZM51 226H52V225H51ZM70 226H71V225H70ZM72 226H73V225H72ZM74 226H75V225H74ZM99 226H100V225H99ZM106 226H107V225H106ZM106 226H105V227H106ZM143 226H144V225H143ZM153 226H155V225H153ZM163 226H164V225H163ZM171 226H172V225H171ZM40 227H41V225H40ZM75 227H76V226H75ZM96 227H98L97 224H96ZM160 227H161V226H160ZM168 227H169V226H168ZM48 228H49V227H48ZM53 228H54V226H53ZM69 228H70V227H69ZM98 228H99V227H98ZM102 228H103V227H102ZM144 228H145V227H144ZM146 228H148V227H146ZM150 228L152 229V227H150ZM156 228H157V227H156ZM156 228H155V229H156ZM161 228H162V227H161ZM164 228H165V227H164ZM249 228H250V226H249L247 229L249 230ZM99 229H100V228H99ZM158 229H159V226H158ZM158 229H156V230H158ZM162 229H163V228H162ZM251 229H252V228H251ZM69 230H70V229H69ZM109 230H111V229H109ZM109 230H108V231H109ZM98 231H99V230H98ZM100 231H101V230H100ZM100 231H99V232H100ZM113 231H114V230H113ZM147 231H148V230H147ZM246 231H247V230H246ZM253 231H254V230H253ZM101 232H102V231H101ZM109 232H111V231H109ZM162 232H163V231H162ZM113 233H114V232H113ZM154 233H155V232H154ZM156 233H157V232H156ZM156 233H155V234H156ZM158 233H159V232H158ZM164 233H165V232H164ZM97 234H98V233H97ZM110 234H111V233H110ZM152 234H153V232H152ZM161 234H162V233H161ZM167 234H168V233H167ZM205 234H206V233L197 232L196 235H195V240H196V242L199 243V244H204V241H203V240L206 238ZM65 235H66V234H65ZM65 235H64V236H65ZM98 235H99V234H98ZM107 235H108V233H107ZM157 235H158V234H157ZM105 236H106V235H105ZM159 236H160V235H159ZM62 237H63V236H62ZM101 237H102V236H100V239H102ZM170 237H172V236H170ZM97 238H98V237H97ZM100 239H98V240H100ZM109 239H110V240H109L110 243H109V241H108V243H109L110 246L112 247L113 251L116 252V253L114 254V256L116 255L117 257L121 258L122 255L125 254V253H124V248H123L122 242L118 239L117 235H113V234L110 235V238H109ZM193 239H194V238H193ZM95 240H96V239H95ZM106 240H107V239H106ZM106 240H105V241H106ZM168 240H169V238H168ZM59 241H60V240H59ZM62 241H63V240H62ZM186 241H187V240H186ZM78 242H79V241H78ZM78 242H77V243H78ZM93 242H94V241H93ZM96 242H97V241H96ZM98 242H99V241H98ZM248 242H249V241H248ZM26 243L28 244V242H26ZM26 243H25V244H26ZM58 243H60V242H58ZM88 243H89V242H87V244H88ZM105 243H106V242H105ZM184 243H185V242H183V244H184ZM80 244H81V241H80L79 245H80ZM185 244H186V243H185ZM227 244H228V243H227ZM82 245H84L83 242H82ZM106 245H107V244H106ZM213 245H214V244H213ZM224 245H225V244H224ZM24 246H25V245H24ZM29 246H30V245H29ZM77 246H78V245H77ZM88 246H89V245H87L86 247H88ZM90 246H91V245H90ZM184 246H185V245H184ZM186 246H187V245H186ZM216 246H217V245H216ZM216 246H215V247H216ZM228 246H229V245H228ZM30 247H31V246H30ZM78 247H81V245L78 246ZM91 247H92V246H91ZM182 247H183V246H182ZM221 247H222V246H221ZM245 247H246V246H245ZM247 247H248V245H247ZM249 247H251V246H249ZM82 248H83V246H82ZM82 248H80V249H82ZM108 248H109V247H108ZM212 248H213V247H212ZM216 248H217V247H216ZM84 249H85V246H84ZM89 249H90V248H89ZM184 249H188V247H186V248H184ZM222 249H223V248H222ZM224 249H225V248H224ZM250 249H251V248H250ZM56 250H57V249H56ZM59 250H60V249H59ZM66 250H67V249H66ZM76 250H77V249H75V251H76ZM86 250H88V249H86ZM213 250H214V249H213ZM248 250H249V249H248ZM52 251H55V250L53 249ZM182 251H183V250H182ZM188 251H189V250H188ZM50 252H51V251H50ZM61 252L63 253V251H61ZM67 252H68V251H67ZM81 252H82V250H81ZM218 252H219V251H218ZM249 252H250V251H249ZM51 253H52V252H51ZM59 253H60V252H59ZM65 253H66V252H64V254H65ZM75 253H76V252H75ZM78 253H79V252H78ZM211 253H212V252H211ZM6 254H7V253H6ZM66 254H68V253H66ZM216 254H217V252H216ZM72 255H73V254H72ZM78 255H79V254H78ZM210 255H211V254H210ZM213 255H214V254H213ZM62 256H63V254H62ZM89 256H90V255H88V257H89ZM211 256H212V255H211ZM220 256H221V255H220ZM7 257H8V255H7ZM15 257H16V255H15ZM66 257H67V256H66ZM92 257H93V256H92ZM212 257H213V256H212ZM222 257H223V256H222ZM64 258H65V257H64ZM84 258H85V257H84ZM119 258H118V259H119ZM6 259H7V258H6ZM6 259H5L4 257L0 256V262H1V263H6V262H7ZM10 260H11V259H10ZM61 260H62V259H61ZM66 260H67V258H66ZM81 260H83V259H81ZM92 260H93V259H92ZM216 260H218V262L220 261L219 259H216ZM83 261H84V260H83ZM90 261H91V260H90ZM90 261H89V262H90ZM222 261H223V263H224L223 258H222ZM12 262H14V261H12ZM62 262H63V260H62ZM80 262H81V261H80ZM89 262H88V263H89ZM91 262H92V261H91ZM9 263H10V262H9ZM92 263H93V262H92ZM216 263H217V261H216ZM220 263H221V262H220ZM220 263H219V264H220ZM12 264H13V263H12ZM93 264H94V263H93ZM217 264H218V263H217Z\"/></svg>","mask_w":264,"mask_h":264}]
</instances>
